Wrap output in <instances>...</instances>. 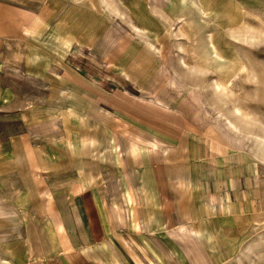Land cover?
Wrapping results in <instances>:
<instances>
[{"label": "rangeland", "instance_id": "rangeland-1", "mask_svg": "<svg viewBox=\"0 0 264 264\" xmlns=\"http://www.w3.org/2000/svg\"><path fill=\"white\" fill-rule=\"evenodd\" d=\"M67 1L35 25L28 20L25 38L13 39L6 67L25 74L10 78L25 90L15 89L17 104L24 95L43 107V123L60 119L52 137L60 152L94 158L101 149V215L113 214L119 229L149 228L147 214L157 213L149 204L157 192L146 190L143 173L153 147L142 140L159 134L154 127L194 130L209 150L205 165L215 171L208 195H195L194 207L201 214L209 203L210 216L223 220L180 225L187 252L202 264H264V0ZM6 4L33 5L0 0V20ZM79 39L84 43L74 45L109 70L124 61L133 74L128 92L87 90L66 74L68 42ZM47 177L51 187L69 176ZM10 223L3 228L0 221V241L14 236ZM0 264L14 263L0 258Z\"/></svg>", "mask_w": 264, "mask_h": 264}, {"label": "crops", "instance_id": "crops-1", "mask_svg": "<svg viewBox=\"0 0 264 264\" xmlns=\"http://www.w3.org/2000/svg\"><path fill=\"white\" fill-rule=\"evenodd\" d=\"M24 2L33 5H3L0 20V221L3 228L11 226L10 222L15 225L14 236L0 241V258L14 264H202L189 255L184 232L178 229L182 224L193 223L219 226L223 220L221 216H210L209 203L201 214L194 207V196L203 197L210 185L208 180L215 177V171L205 165L209 150L202 138L194 130L179 134L180 130L170 132L153 126L159 134L142 140L153 147L143 173L146 190L157 192L149 204L160 212L147 214L152 222L149 228L114 227L113 214L101 215V170L97 167L101 165V149L94 158H90L91 152L83 156L73 149L60 152L58 138H52L59 133L60 119L50 116L45 120L49 124L43 123V107L24 95L20 96L21 106L17 104L15 93L20 90L23 94L25 90L13 83L19 84L20 79L15 77L25 74L15 76L6 67L11 60L8 57L12 54L11 45L15 44L13 39L25 38L28 20H34L35 25L36 19H45L49 12L63 10L68 1ZM74 43L84 42H68L71 48L65 58L66 74L78 77L87 90L101 93L102 87L109 94L128 92L133 74L123 67L121 58L109 70L100 58ZM11 75L15 76L12 80ZM62 122L64 126L63 119ZM51 156L55 158L54 164ZM48 159L50 166L45 164ZM79 161L82 164L76 166ZM54 171L69 177L50 187L47 174ZM186 185L192 189L184 188ZM31 188L36 191L34 197L27 192ZM53 188L66 192L58 195ZM26 224H30L28 229Z\"/></svg>", "mask_w": 264, "mask_h": 264}]
</instances>
